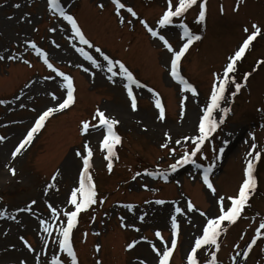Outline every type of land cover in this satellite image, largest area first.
<instances>
[{
    "label": "rangeland",
    "instance_id": "obj_1",
    "mask_svg": "<svg viewBox=\"0 0 264 264\" xmlns=\"http://www.w3.org/2000/svg\"><path fill=\"white\" fill-rule=\"evenodd\" d=\"M121 2L125 9H121L118 16L112 0H60L65 11L77 20L86 38L111 59L124 63L144 85L142 88L133 86L138 100L135 112L129 107L124 81L119 76L114 78L115 83L108 80L110 73L106 70V61L95 52V48L80 45L72 38L70 25L48 10L46 0H0V56L5 57L0 60V100L4 101L0 104V136L5 137L0 142V151L5 158L1 165L0 210L16 216V220L0 218V264H19L21 260L35 264L36 253H30L19 237L24 236L39 253L43 248L40 237L46 235L38 231L39 219L50 220L48 204L57 207L61 213L72 210L64 201L78 181L82 163L75 152L83 151L85 142L93 149L90 172L96 185L97 203L80 213L78 224L73 229L72 240L79 257L78 264H140L141 260L148 264L145 253L138 247L144 245L155 256L151 251L152 244L163 247L155 237L157 230L170 246V216L176 214L175 207H181L186 213L190 200L207 217L219 215L216 198L237 193L250 151L253 156L255 152L261 153L260 160H254L258 192L250 200L251 207L244 210L236 223L224 222L222 225L227 232L220 236L222 239L218 238L217 264H234L232 257L246 250L255 230L264 222V0H240L238 10H235L238 0H208V15L204 22L196 20L199 12L196 5L182 17L174 18L172 25L163 28L157 21L166 9L167 0ZM16 4L20 7H15ZM127 7H131L137 16L132 17L126 11ZM120 16L124 18L123 24ZM141 20L165 35L177 50L186 42L180 38L182 30L179 23L190 24L193 32L201 36L189 47L180 63L181 75L198 90L197 96L183 91L182 85L171 77V54L158 38L147 32ZM253 23L261 28V33L237 62L236 72L230 74L235 81L239 80L242 87L240 92L231 96L234 85L230 83L226 91L227 101L222 102V106L230 108L229 113L214 112L217 119L224 117V123L203 147V156L207 159L198 154L193 159L201 165L200 168L189 163L171 171L169 165L179 159L184 150L174 141L196 131L198 117L210 97L213 73H222L227 58L251 33ZM245 27L249 29L248 33L244 32ZM50 28L56 31L51 32ZM25 40L35 42L49 54V61L55 67L73 78L76 101L69 108L54 113L32 143L13 160L11 152L38 114L57 104L58 101H53L50 94L54 93L58 98L65 96V90L60 87L61 78L50 69V72L45 70L43 60L24 43ZM76 47H84L105 67L93 68L76 51ZM9 55L17 58L10 60L7 58ZM24 60L29 61L31 67ZM84 68L89 71L85 72ZM114 70L119 71L118 66ZM244 72L249 74L246 81L242 79ZM156 98L165 107L164 121L157 118ZM97 107L120 121L115 130L122 142L115 147L118 158L113 159L111 172L104 159L106 152L99 147L101 132L88 135L80 132V122L91 120ZM127 113L131 115L123 119ZM192 116L194 130H183ZM165 132L172 137L173 143L169 146L175 147V155H169L167 149L160 147L165 141ZM95 133L96 137L90 140ZM253 144L256 145L254 150ZM220 147L225 148L223 153L219 152ZM69 157L75 160V165L66 170L64 163ZM210 163H214L210 179L217 189L216 196L202 182L203 168ZM9 167L16 169L14 176ZM145 170L167 172L168 178L148 176ZM57 171L59 175L53 182L51 177ZM137 172L141 175L133 180ZM48 183H55L56 187L45 195ZM157 199L166 203L157 205ZM32 200L36 201L32 213L17 211ZM228 203L226 199L225 204ZM125 205H132V208ZM142 215L145 219L140 221ZM176 215L180 232L170 264H187V253L195 236L201 234L206 218L198 211ZM30 218L35 226L32 225V229L26 224V219ZM60 219L64 217L61 215ZM195 220H199L195 234L184 245L185 235L193 230L191 224ZM13 225L18 231L12 237ZM55 236L54 233L49 238L46 254L40 256L41 264H50L52 255L60 256L63 264H70L66 254L60 253L57 245L51 242ZM133 242L138 243L128 249L127 245ZM18 250L29 256L19 253L13 258L9 255ZM214 250H198L200 264H205ZM150 264H157L156 256ZM237 264H264V236L258 239L246 258L243 255L237 257Z\"/></svg>",
    "mask_w": 264,
    "mask_h": 264
},
{
    "label": "snow or ice",
    "instance_id": "obj_2",
    "mask_svg": "<svg viewBox=\"0 0 264 264\" xmlns=\"http://www.w3.org/2000/svg\"><path fill=\"white\" fill-rule=\"evenodd\" d=\"M198 0H177V3H173V0H167L166 9L163 11L159 20L157 21L158 25L163 28L168 25H172L174 18L182 17L189 9L197 5ZM239 2H237V7L239 8ZM47 8L53 14L62 18L63 21H66L70 25L72 38L78 40L80 45H85L88 48H95V52L103 58V61H106V70L110 75L107 77L109 81L115 83L114 78L120 77L123 83V88L126 90L127 99L129 101V107L131 111L135 112L138 110V100L133 91V86L137 88H142L144 85L138 81L133 73L125 66L124 63L111 59L106 55L99 47L94 46L89 39L86 38L85 34L78 25L77 20L61 6L60 0H46ZM112 3L115 5L116 13L119 16L120 10L125 9V4L121 0H112ZM15 7L19 8L20 4H16ZM102 8L103 5L101 4ZM199 12L197 17V22L202 23L206 18V7L207 0H200L198 5ZM126 11L131 14L132 17H136L137 13L131 8L127 7ZM221 12H223V7H221ZM120 23H124V18L120 16ZM131 23V21H128ZM140 23L147 30L148 33L154 38H158L162 42V46L167 50L170 56V75L182 85L183 91L190 92L192 96L198 95V90L189 83L182 75L180 71V63L182 57L185 56L189 47L193 44L194 41H199L201 39L200 35H195L190 31L187 24L181 22L178 27L182 30L180 38L186 42L182 44L179 49H175L173 45L169 42V39L165 35L160 34L144 20H141ZM49 31L55 32V28H50ZM244 32L248 33L249 29L244 28ZM261 33V28L253 23L252 31L247 38L242 41V44L234 51L232 55L227 58L226 64L223 66L222 73H213V83L210 88V97L206 102L205 107L201 110L202 114L198 117L196 131L192 135L183 136L181 139L174 141L175 145H180L184 150L183 154L176 159L174 163L169 165L171 171H176L177 168L181 165L192 163L197 168H200L201 165L196 164V161L193 159L200 154L204 159L207 157L203 156V146L214 133L217 132L218 127L224 123V117L219 116L217 119L214 116V112L219 110L220 113L227 115L230 111V108L227 106H222V102L227 101L226 91L229 84L234 85V91L231 93V96H235L236 93L241 90V83L236 82L234 77L230 74H233L237 70V62L242 59L245 54V51L249 48L252 42L257 38ZM24 43L35 51L36 55L43 60V63L56 77L61 78L62 83L60 87L65 90V96L58 98L54 93L50 94L53 101H58L57 104L53 107H47L41 113L38 114L37 118L34 120L33 125L26 131V134L23 135L22 139L15 146L14 150L11 152V158L16 159L18 155L30 145L35 137V135L45 126V122L56 112L63 111L69 108L75 103V88L73 83V78L61 71L57 67H54L53 63L49 61V54L37 46L35 42L25 40ZM54 43V42H53ZM75 47V45H73ZM58 47V45H57ZM76 51L80 53L81 56L88 62H90L93 68L102 69L105 67L104 64L97 61L93 55L89 54L88 51H85L84 47H76ZM8 59H16L17 57L9 55ZM5 59V57L0 56V60ZM24 63L29 64V61L24 60ZM31 66V64H29ZM118 66L119 71L114 69ZM85 72L89 71L88 68L83 69ZM249 74H244L243 79L246 81ZM52 77H46L50 79ZM149 92H152V89H148ZM4 101L0 100V104H3ZM155 108L158 110V119L164 121L166 119V110L164 105L161 103L159 98L155 99ZM24 107V105H21ZM183 102L181 104V117H183ZM92 121H96L93 123ZM120 123V121L114 117L106 115L104 110L96 108L91 120H82L80 122V132L82 135H88L90 132H101L102 140L99 141V147L102 151L106 152L104 159L107 161V169L109 172L113 169V159L118 158L115 147L122 142L121 136L116 132L115 128ZM147 130L146 128L144 129ZM165 141L160 145L162 149H167L169 155H175V147H170L169 145L173 143L170 133H164ZM5 137L0 136V142H3ZM256 145H252L254 150ZM225 151L224 147H220L219 152L223 153ZM75 156L81 161L82 167L78 172V181L75 186L70 189L69 196L66 198L64 203L68 206H71L72 210L63 211L61 213L57 207H54L52 204H48V209H50V220L49 219H39L38 231L46 235L40 237L43 248L39 253L36 252V249L33 248L32 244L24 237L20 236L19 240L22 242L23 246L30 252L36 253L35 255V264H41L40 256L46 254V250L49 245V238L55 233V239L51 242L57 245L60 253L66 254V257L70 260V264H78V256L73 247V229L78 224V217L81 212L87 211L92 205L97 203V191L96 185L94 183L93 177L91 175L90 169L92 167V157L93 149L90 147L88 142H85L83 145V151H76ZM250 157L246 162V167L243 170V180L240 184L238 191L235 195L227 196L220 195L216 198V203L218 205L219 215L214 217H207L206 214L199 209L195 208V205L189 200L186 206V213H192L193 211H198L201 216H205L206 222L202 227L201 234L195 236L190 251L187 253V264H200L198 259V250L202 248L215 249L210 252V259L206 260L205 264H217V251L220 249V243L218 238L221 236L222 231L226 229L222 227L224 222L229 224H234L239 218H241L244 209L249 204L251 195L254 193L257 187V179L254 176L255 161H259L261 158L260 152L250 151L248 153ZM214 163H210L207 167L203 168L202 172V182L210 192L216 196L217 189L214 187L212 180L210 179V174L213 170ZM9 171L14 176L16 174V169L14 167H9ZM146 175L155 177L162 176L165 180L168 178L167 172H150L145 170ZM59 172L57 171L52 177L53 182L56 181ZM141 173L137 172L132 179L135 180L137 176H140ZM55 183H48L45 187V195H47L49 189L55 188ZM145 188L147 186L145 185ZM229 202L225 204V200ZM166 203L163 199L155 200V204L164 205ZM36 204L35 200H32L26 207L20 208L17 211L19 212H33L32 206ZM129 209L132 208V205H125ZM176 214H186L184 210L177 206L174 209ZM34 214V213H33ZM176 214L170 216V228H171V239L170 246L169 242L164 240V237L161 231H155V237L159 239L163 245L162 248L157 247L155 244H152L151 251L155 253L157 258V264H170V258L173 255L174 250L178 245V237L180 232V224L178 223V217ZM61 215L64 217L63 220L60 219ZM146 215V214H145ZM0 218H9L16 220V216L9 215L7 211L0 210ZM123 220V218H121ZM145 216H140L139 220L143 221ZM123 226V224H122ZM134 227V226H133ZM136 231H139L137 228ZM87 234H85L86 236ZM264 236V222L259 224V227L255 230V235L251 238L250 242L246 246V250L243 253H237L236 256L232 257L234 264H237V257L243 255L245 258L248 253L252 250L253 246L256 245L257 240ZM141 239H146L142 237ZM135 243H129L127 245L128 249L134 247ZM149 243H151L149 241ZM236 247H239L237 245ZM19 264H27L25 260L19 261ZM50 264H63V259L60 256L52 255ZM99 264V262H98ZM140 264H145L143 260L140 261Z\"/></svg>",
    "mask_w": 264,
    "mask_h": 264
},
{
    "label": "bare ground",
    "instance_id": "obj_3",
    "mask_svg": "<svg viewBox=\"0 0 264 264\" xmlns=\"http://www.w3.org/2000/svg\"><path fill=\"white\" fill-rule=\"evenodd\" d=\"M131 114H125L122 118L123 119H125V118H129V116H130ZM194 116V115H193ZM192 116V118L191 119H189L188 120V122H187V124L185 125V127H184V129L183 130H188V131H193L194 130V127H193V123H194V117ZM196 129V128H195ZM96 135H97V133H95V134H93V135H91V138H89L90 140L92 139V138H94V137H96ZM5 160V158H4V156H3V154H2V152L0 151V177H2L3 176V168H2V162ZM73 165H75V160L72 158V157H69V158H67V160L65 161V163H64V169H66V170H70L71 168H73ZM39 203H41L40 201H39ZM43 216V215H42ZM44 217V216H43ZM198 222H199V220H195V221H193V224H191V228H193V230L192 231H189V232H187L186 233V235H185V239H184V245L186 244V242L187 241H190L192 238H193V236H194V234H195V229H196V227H197V225H198ZM26 224H28L29 226H30V228L29 229H32V228H34L35 226H34V221H33V219L32 218H30V219H26ZM34 227H33V226ZM12 234H11V236L13 237V233H16L17 231H18V229L16 228V226L15 225H13L12 226ZM195 230V231H194ZM33 231H34V229H33ZM36 232V234L38 235V231H35ZM138 249H139V251L141 252V251H143L144 253H145V258H146V261H147V263L148 264H150L153 260H154V258H155V256H153V254L152 253H150L149 251H147V249H146V247L144 246V245H140L139 247H138ZM137 249V250H138ZM23 254V255H25V256H29V255H27L23 250L21 251V250H18V251H16L15 253H9V255H11V256H13V258H15V257H17L18 256V254Z\"/></svg>",
    "mask_w": 264,
    "mask_h": 264
}]
</instances>
